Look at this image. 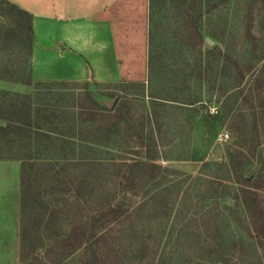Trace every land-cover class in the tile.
Segmentation results:
<instances>
[{
	"label": "rangeland",
	"instance_id": "374dc122",
	"mask_svg": "<svg viewBox=\"0 0 264 264\" xmlns=\"http://www.w3.org/2000/svg\"><path fill=\"white\" fill-rule=\"evenodd\" d=\"M219 1L149 0L146 22L149 40L146 45L148 53L143 82L145 97L137 95L139 88L128 85L133 82L112 85H36L28 73L25 52L19 51L8 42H2L0 115L10 117L16 108L25 109V106L30 105L31 112L43 113L46 108L50 112V108H53L67 118L71 115H78L79 119L85 117L89 125L91 116L88 111L92 107V101L101 108L110 109L116 98L121 101L129 98L133 100L128 113H131L130 123L139 128L141 118L145 116L143 103L149 104L147 95L152 93L157 97V101L162 102L154 107V116L150 118V128L159 138L157 150L160 154L157 162L161 167L157 180L150 188L158 184L159 177H164L167 181L176 177L185 180V185L192 178L200 176L202 191L205 195L216 193L220 203L218 209L222 210L225 201L233 204L228 196L239 186L234 185L232 191L227 190L226 174L219 168L216 169L214 164L228 163L230 158L235 162L242 160L243 164H246L244 175L251 181V184L246 186L247 197L250 198L249 202L258 205L253 215L256 227L262 230L259 216L261 214L264 217V0H223L224 3ZM125 2L127 5L130 1ZM126 5L124 9L128 8ZM132 7L130 6L131 10ZM198 14L201 16L198 17ZM0 24L3 27L9 25L7 19L1 16ZM127 33H132V36L135 34L131 31ZM135 49L139 50H133ZM236 65L242 76L239 81L235 80ZM237 85L246 89V95L238 94V88L234 87ZM80 106H83V109H80ZM82 112L83 115H80ZM127 117L129 116L119 121V129L122 132H126L130 125L126 121ZM5 123L0 119V126ZM42 126L51 128L54 134L69 130L67 124L60 126L57 123L50 126L43 122ZM35 144H31L32 149ZM125 145L128 153L122 157L123 160L129 161L139 156L134 147L137 145L135 137ZM25 146L26 144L24 148ZM6 147H9L8 143L0 138V160L9 162L4 163L8 165L3 167V171H7L8 185L4 187L0 184V189L15 193L16 189L11 182L16 177L15 171L18 170L19 177L22 170H25V176L30 174L29 187L36 191L28 196L22 191L21 183L19 184L21 210L20 214L17 212V238H20V241L14 236L17 235L14 226L0 232L4 238L8 235L5 244L0 245V264H55L59 260L66 264H80V261L86 258L84 250L71 252L76 244L75 236L79 234V231L74 229L78 221L73 213L76 191H68L65 186L60 185L66 192L61 201H58V193L37 191L48 180L47 177L43 178L40 172L45 161L34 158L26 163L33 166L31 175L29 166H23L26 161L5 157L8 149ZM16 147L20 149L22 144L19 146L17 142ZM17 149H13V152ZM17 153L20 155L21 151ZM49 156L42 157L48 159ZM204 162L209 165L204 167ZM87 170L84 166L79 168L78 172L83 171V174H86ZM37 173L39 177L35 176ZM41 180L42 184L37 185L36 182L41 183ZM122 182L123 179L100 177L93 180V193L89 194V190L82 193L90 206L95 208L100 203L97 195L102 191L105 192L103 195L109 196L108 199L105 196V200H115L120 194ZM100 184L104 185L103 189L99 187ZM51 185L59 186L54 182ZM139 185L134 186L129 195L130 207L135 208L146 196L139 190ZM180 188L183 189L182 185ZM206 189L210 190L206 193ZM150 208L153 210L154 206ZM233 215L231 213L230 217ZM85 216L84 220L88 217L87 212ZM4 227L8 228V225ZM239 228L244 230L243 226ZM193 231H196V228L193 227ZM200 256L201 254L195 251L189 255L191 259ZM220 260H227V264L260 260L264 264V253L259 251L258 256L253 255L250 248H247L241 249L239 253L222 256Z\"/></svg>",
	"mask_w": 264,
	"mask_h": 264
},
{
	"label": "trees",
	"instance_id": "16d2710c",
	"mask_svg": "<svg viewBox=\"0 0 264 264\" xmlns=\"http://www.w3.org/2000/svg\"><path fill=\"white\" fill-rule=\"evenodd\" d=\"M0 16L5 17L9 24L7 27L0 24V44L8 42L19 51L25 52L27 57L25 61L27 60L28 73L31 77L32 15L10 0H0ZM200 16L198 14V17ZM237 67L236 65L235 80L239 81L242 76ZM34 83L68 84L38 81ZM88 83L94 82H86ZM128 85L139 88L137 95L145 97L143 82ZM234 87L238 88V94L246 95L245 88L240 85ZM147 96L149 104L143 103L145 116L141 118L139 128L130 123L132 118L131 113L129 115L128 113L133 100L129 98L122 101L116 98L110 109L101 108L92 101V107L88 111L91 116L89 125L85 117L79 119L78 115L70 114L71 116L67 118L53 108H50V112L46 108L47 113L31 112L30 105L25 106V109L16 108L10 117L0 115V119L6 122L4 126H0V138L9 146L6 147L8 149L5 157L26 161L23 166H29L31 175L33 166L26 163L34 158L43 159L45 162L40 172L43 178L47 177L48 180L43 187H39L41 191L37 190L41 193H58L57 196L60 197L58 201H61L66 193L61 187L65 186L68 191L72 189L76 191L73 213L78 221L74 229L79 231V234L75 236L76 244L71 252L84 250L86 258L81 260L80 264H227L228 261H221V257L239 253L241 249L250 248V252L257 256L259 251L264 253V217L261 214L259 216L263 227L260 230L256 227L253 215L258 205L249 202L250 198L247 197L246 186H249L251 181L244 175L246 164H243L242 160L235 162L230 158L228 163L214 164L216 169L219 168L226 174L227 190L232 191L234 185L239 186L231 196H228L233 204L225 201L222 210L218 209L220 203L215 196L216 193L205 195L202 191L200 176L192 178L185 185V180L176 177L170 178L171 181L159 177L158 184L150 188L157 180L161 167L157 162L160 154L157 150L159 138L150 128V118L154 116V107L162 102L157 101V97L152 93ZM80 109H83V106H80ZM83 112L80 115H83ZM125 116H129L126 121L130 125L126 132H122L119 129V121ZM43 122L50 126L57 123L60 126L67 124L69 130L54 134L51 128H43ZM133 137L137 141L134 147L139 156L125 161L122 159L125 153H128L125 144L128 140L132 141ZM17 142L19 146L22 144L20 149L16 147ZM34 143L36 144L32 149L31 144ZM15 148L17 150L13 152ZM17 151H21V154L17 155ZM43 155L50 156L47 159L42 157ZM116 158L120 162L115 160ZM208 165L203 163L204 167ZM84 166L88 168L87 173L83 174V171L79 173L78 169ZM24 173L25 170H22L20 175L22 191L30 196L36 189L29 187L30 174L28 173L27 177ZM35 176L40 175L37 173ZM106 176L124 180L119 190L120 194L115 200H105L109 196L103 195L105 192L102 191L97 195L100 203L94 208L90 206L82 192L89 190L91 191L89 194L93 193L95 191L93 180ZM221 179L224 178L221 176ZM42 180L41 183L36 181L34 183L41 185ZM53 182L59 186L54 187L51 185ZM138 184L139 190L146 196L133 208L130 207L129 195ZM181 185L183 189L180 188ZM45 186L47 188L44 189ZM103 186L99 185L101 189ZM207 190L210 189H206V193ZM172 194H175V197ZM151 206H154L153 210ZM86 212L88 217L84 220ZM231 213L234 214L232 217ZM240 226H243L244 230L239 228ZM193 227L196 231H193ZM194 251L201 256L191 259L189 255ZM212 257L215 259H211ZM55 264L66 263L59 260ZM233 264L263 262L235 261Z\"/></svg>",
	"mask_w": 264,
	"mask_h": 264
},
{
	"label": "crops",
	"instance_id": "0c3cea01",
	"mask_svg": "<svg viewBox=\"0 0 264 264\" xmlns=\"http://www.w3.org/2000/svg\"><path fill=\"white\" fill-rule=\"evenodd\" d=\"M11 1L32 15L30 67L34 82L92 81L98 85L144 82L149 0L147 3L129 0L127 5L125 0ZM129 31L135 34L129 35ZM4 163L9 162L0 160V184L5 187L7 171L3 167L8 164ZM17 172L11 181L15 193L0 189V232L14 226L16 238L17 212L20 214L21 210ZM7 240L8 235L4 238L0 233V245Z\"/></svg>",
	"mask_w": 264,
	"mask_h": 264
},
{
	"label": "water",
	"instance_id": "95a60500",
	"mask_svg": "<svg viewBox=\"0 0 264 264\" xmlns=\"http://www.w3.org/2000/svg\"><path fill=\"white\" fill-rule=\"evenodd\" d=\"M250 179V178H249Z\"/></svg>",
	"mask_w": 264,
	"mask_h": 264
}]
</instances>
